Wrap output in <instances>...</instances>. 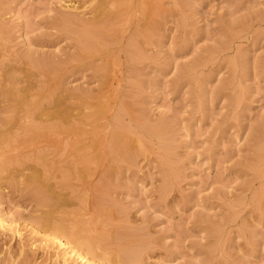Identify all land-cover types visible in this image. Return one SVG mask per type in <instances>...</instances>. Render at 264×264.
<instances>
[{
  "label": "rangeland",
  "instance_id": "1",
  "mask_svg": "<svg viewBox=\"0 0 264 264\" xmlns=\"http://www.w3.org/2000/svg\"><path fill=\"white\" fill-rule=\"evenodd\" d=\"M98 7L116 16L101 23ZM13 86L24 100L67 91L81 121L70 152L101 158L80 171L57 144L0 149V215L16 220L0 224V264H63L25 227L46 211L33 202L39 173L66 180L54 216L90 240L114 237L95 264H264V0H0V117ZM43 113L20 110L10 132L45 124ZM124 245L136 262L115 259Z\"/></svg>",
  "mask_w": 264,
  "mask_h": 264
},
{
  "label": "bare ground",
  "instance_id": "2",
  "mask_svg": "<svg viewBox=\"0 0 264 264\" xmlns=\"http://www.w3.org/2000/svg\"><path fill=\"white\" fill-rule=\"evenodd\" d=\"M144 7H146V6H144ZM127 8L126 7L124 8L121 4L118 5L117 9H116L117 14H119L120 11H122V10L124 11ZM138 8H140V7H138ZM141 8H142V6H141ZM97 9L100 10V13L102 15V19L98 20L101 23H103L104 21L106 22L107 20L111 19L113 15L116 16V11L112 13L111 11H105L104 9L99 8V7ZM110 10H112V9H110ZM144 10H145V8H144ZM98 14H99V12H98ZM151 14H152V10L151 9H148V10L145 11V17L148 18V17L151 16ZM126 18H128V17H126ZM93 22H95V21H93ZM108 23H110V21ZM104 24H106V23H104ZM92 31L95 32L96 30H92ZM84 32L86 33L88 31H84ZM97 33L98 32H96L95 34H97ZM87 35H89V34L87 33L85 36H87ZM100 36H102V34ZM80 37H81V35H80ZM83 37H81V38H83ZM87 41H89V40H87ZM91 42H89V45L92 44ZM84 44L80 47L81 53L82 52L86 53L85 51L89 52L88 44L86 43L87 46H84ZM91 49H93V48H91ZM77 52H78V50H77ZM47 68H48V66H47ZM9 76H11V77H9ZM9 76L8 77L11 78V79L16 77V76H13L12 74L9 75ZM9 78L6 77V80L10 81V83H11L13 81V79L9 80ZM16 79H19V77H16L15 80ZM16 82H12V83H16ZM12 83H11V85H12ZM3 87H6V86L4 85ZM13 87H14V89L10 87L9 90L7 89V91H6V93L9 95V99L7 101H5L7 103V105L3 108L4 109L3 111L6 114L4 116L0 117V149L4 148L6 145L8 146V144H10L12 141L27 142V143L32 144V143H35L37 140H40L41 142H44L45 144L52 143L53 145L54 144L58 145L57 148H55L56 152L57 153H61L62 156H63L62 160L59 161V162H63L65 164L66 168L67 167H69V168L71 167L72 168V166H76V167L78 166L79 167L78 170L81 171L82 169H85L86 167H88L90 163L94 162V160H97V161L100 160L101 155L99 153H94L93 151H90L89 150V148H90L89 146H87V147H89L88 149L87 148L85 149V147H83V149L82 148L80 149V147H79V148L73 149L72 153L70 152V148L72 146L69 143V140H70V137H73L71 135V133H72L71 131L75 130V127L81 121H73V120H71L70 108H69V105H68V102H67L69 100L70 96H69V93H67V91L61 89V90H59L58 93L54 94L53 91H54V89H56V87H53V88H48L47 87L46 89H43V90L38 91L36 93H31V97L32 98L29 99V100H24L27 95L21 94L22 92H21V90H20L21 93L19 92V88L18 87H17L18 90L15 88V86H13ZM24 92H25V90H23V93ZM75 96H76V99L78 101H80L81 98H84L81 95H79V96L75 95ZM42 97L46 100V103L39 104L40 103L39 102L40 98H42ZM17 101L22 103V104H18V105L21 106L20 110H23L24 114L22 116L25 119L28 118L30 115H32V113L35 112V111H37L38 113L39 112H44L43 114H45V116H46L45 117L46 119L44 120L45 124L31 123L28 126L26 125L25 128H22L23 129L22 131L25 132L24 134H22V135H14V134H12V132H10V129H12V127H14V125L17 124L18 120H20V118H21V116L19 117V115H18L19 111H20L18 108H20V107L16 103H14V102H17ZM71 112H72V110H71ZM75 115H76V113H75ZM76 134H78V133H76ZM24 136H26V137H24ZM114 137H113V140H115V143L117 142V147L119 146V148H125L124 146L127 143L126 139L125 138H121V137H120V139H117L118 138L117 136H116V139H114ZM74 140L76 141V139H74ZM16 144H18V143H16ZM93 146H94V144H93ZM114 146L116 147V145H114ZM134 149H135V147H134ZM13 150H14V148H13ZM121 151L122 150H120V152ZM114 152H116V151H114ZM70 154L73 155L72 157H74V159H73V161L68 162L67 160H68V157L70 156ZM40 156L41 157H39V158H43V154L40 155ZM5 157H6L5 154L4 155H0V173L5 171V168H6L4 166V163H3V159ZM124 157H126V156H124ZM115 160H116V158H115ZM42 165H46V163L45 164L42 163ZM47 166H49V165H47ZM61 168L63 169V167H61ZM88 168L90 170V167H88ZM91 170H93V169H91ZM80 171H79V173L81 175H79V176L75 175V176L77 178H79L81 176L80 178L82 179L85 176ZM77 173L78 172L76 171L75 174H77ZM33 175H34V173H33ZM82 175L84 177H82ZM76 177H74V176L71 177L70 176L69 178L73 179V178H76ZM56 178H58L59 180L56 181L55 183L54 182L51 183V182L47 181V180L51 179V174H46L44 176H41L40 173H39L38 176L36 175V176H33L31 178V183H33L32 188L35 189L34 193H32L33 194V198L35 200L33 202L36 203V207L46 208V211H43V212L41 211V213H40L41 216L32 218V219L35 220V224H37L38 226L35 225V224L26 223L25 227H27V226L31 227L29 229L30 233H32V234L34 233V235L35 234L45 235V238H47V239H43V240H47V241L52 242L53 244H55V246L60 251V254H61V257H62L61 261H62L63 264L67 263L69 261L70 262L78 261L80 264H95V262H97L96 259H98L100 257L99 254H97L96 252H97L98 249H100V251H101L100 247L103 246V241L105 242V240L108 237L106 239H104L103 235L99 233V236H97V237L94 236V241H93V239L90 240L87 236H84L83 234L80 233L81 230L77 231L75 229H71L70 227H68L67 214L65 212L63 214H61L59 217L54 216L56 214L55 213V209L57 207V206L55 207V203H56L54 201L55 200V196L61 194V191H63V189L65 187H67L66 180H64L61 176L56 177ZM93 188H96V187L94 186ZM56 201H58V200L56 199ZM6 222H9L8 226H11L10 224L11 223H15L16 220H14L12 217L6 219L5 216L0 215V224H1V226H4L3 223H6ZM10 228H12V227H10ZM13 230H14V232L16 234L19 232V228L16 229V227H15V229H13ZM19 237H20V235H19ZM109 238L113 239L114 237L112 238V236H110ZM132 238H134V237H132ZM110 239H107L106 241H109ZM100 251H99V253H100ZM113 251H114L115 259L118 258L119 261H122V262H127L128 261V260L124 261V259L134 260L135 262L137 261V256H136L137 248H136V246L135 247L127 246V245H124L122 247L119 246V248L116 247V249H114ZM104 261H105V258H104ZM124 264H127V263H124Z\"/></svg>",
  "mask_w": 264,
  "mask_h": 264
}]
</instances>
